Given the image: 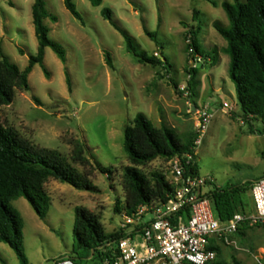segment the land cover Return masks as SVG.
<instances>
[{
    "label": "rangeland",
    "instance_id": "374dc122",
    "mask_svg": "<svg viewBox=\"0 0 264 264\" xmlns=\"http://www.w3.org/2000/svg\"><path fill=\"white\" fill-rule=\"evenodd\" d=\"M33 2L0 0V57H7L21 70L38 50ZM73 2L84 23L67 10L63 0H44L47 11L56 18L45 20L49 36L64 48L66 62L47 48L44 65L49 76L35 65L29 75L30 90H16L13 102L1 110L4 125L36 147L57 150L72 163V143L80 141L86 145L90 161L85 167L73 166L90 176L93 190L48 181L51 205L46 222L40 221L25 198L11 203L24 220L29 264H56L66 252L69 257H81L78 251H72L74 245L77 248L73 239L77 207L99 215L107 233L122 228V173L130 165L123 149L125 128L138 113L145 114L157 127L165 125L177 134L197 137L192 107L208 105L213 119L196 152L198 174L213 179L206 191L264 177V122L253 121L255 132L249 133L229 76L230 59L222 51L227 43L214 27L216 22L228 24L222 4L233 0H103L98 7L90 0ZM104 8L111 10L113 21L133 38L139 53L168 60L169 73L141 63L129 53L123 36L103 18ZM194 10L199 12L196 18ZM197 27L201 28L197 36L200 53L213 55L217 51L219 59L213 62L201 56V62L195 65L192 103L181 88L190 80L188 70L196 63L194 59L200 57H192L186 49L190 43L186 34ZM146 31L156 33L157 41ZM108 52L112 67L107 63ZM141 170L148 178L153 172H163L172 181L170 163L164 160L151 162ZM249 201L255 212L253 196ZM116 203L121 212L116 211ZM151 218L148 214L145 220ZM220 249L218 260L226 264H264V227L250 224L247 239L235 233L221 240ZM0 256L6 264H21L7 244L0 245ZM87 262L78 260L79 264Z\"/></svg>",
    "mask_w": 264,
    "mask_h": 264
},
{
    "label": "trees",
    "instance_id": "16d2710c",
    "mask_svg": "<svg viewBox=\"0 0 264 264\" xmlns=\"http://www.w3.org/2000/svg\"><path fill=\"white\" fill-rule=\"evenodd\" d=\"M67 10L78 20L84 23L73 0H63ZM93 6H101L103 0H90ZM228 24L226 26L216 22L217 32L223 37L227 45L222 51L229 56V76L235 85L236 97L242 110V119L250 126L249 133H253V121L264 122V0H233L222 4ZM103 18L123 36L127 50L136 56L141 63H149L161 67L167 73L170 71L168 60L158 56L147 57L138 52L133 38L116 22L108 8L101 11ZM199 12L194 10L196 18ZM32 17L35 35L38 40V50L30 56L28 66L21 70L7 57H0V244H7L15 252L21 264H29L24 246V223L21 214L12 206V202L25 198L36 214L44 220L49 212L51 197L46 189L49 180L69 184L76 189L93 190L94 185L90 176L79 172L73 164L85 167L90 163L86 155V145L83 142H73L70 163L59 151L49 148H39L20 137L13 128H8L2 121V107L10 105L15 97L16 90H30L29 75L35 65H40L46 76L49 72L44 65L46 49L50 48L62 62H66L64 48L49 36L50 29L45 20L51 16L45 7L44 0H34ZM200 27L191 29L186 38L190 43L186 49L191 56L200 55L218 61V52L213 55L201 54L197 44ZM147 35L157 41V34L146 31ZM107 63L113 66L109 52L106 53ZM190 80L188 90L189 100L195 103L197 71L194 66L188 70ZM67 83L71 89V79L68 75ZM175 86H177L175 84ZM38 105L42 102L34 97ZM196 137L191 134H177L174 130L163 125L157 127L143 113H138L133 122L125 128L123 149L130 165L124 167L122 173V188L125 195L123 211L132 215L139 206L150 205L153 202L168 204L174 194V185L163 172H153L151 177L143 173L141 167L156 160L171 161L179 157L184 163L186 156L194 151ZM98 169L104 171L100 165ZM189 172L198 174L197 164L188 167ZM255 182H246L228 188L214 187L205 193L212 205L216 219L225 224L236 213L251 215L247 212V198L252 193ZM117 212H121L118 203ZM186 221L190 213L184 209L178 213ZM177 215V216H178ZM264 227V223L258 224ZM149 224L135 226L132 232L121 228L113 233H107L99 215L82 207L75 209L73 235L75 246L73 252L83 251L86 256L70 257L75 264L78 260L88 261L86 264H118L120 262L119 242L122 238H136L143 234ZM250 229V222L241 225L237 233L244 235V229ZM224 239V238H222ZM221 239V240H222ZM210 249L216 251L217 257L211 264H226L219 261L221 252L216 239L210 240ZM91 257L90 259H87ZM0 261L6 264L0 256ZM58 263V262H57Z\"/></svg>",
    "mask_w": 264,
    "mask_h": 264
},
{
    "label": "built area",
    "instance_id": "2783aa9c",
    "mask_svg": "<svg viewBox=\"0 0 264 264\" xmlns=\"http://www.w3.org/2000/svg\"><path fill=\"white\" fill-rule=\"evenodd\" d=\"M194 61L195 67L201 62V56ZM185 85L181 91L189 98L188 84ZM194 114L197 137L193 153L186 156L184 163L179 157L169 161L173 175L170 182L175 188L172 200L166 205L157 202L141 205L132 215H123L122 228L141 224H149L150 227L140 235L141 241L131 237L120 240L118 264H211L217 257L216 251L209 248L212 237L227 238L247 222L252 225L264 223V177L258 179L252 188L253 214L236 213L225 224L216 219L211 202L205 197L206 188L212 185L213 179L188 170L191 164L196 163L197 148L208 130L213 113L208 105H204L196 107ZM184 209L190 213L186 221L178 215ZM148 214L153 218L144 223ZM58 264L75 263L70 258H63Z\"/></svg>",
    "mask_w": 264,
    "mask_h": 264
},
{
    "label": "crops",
    "instance_id": "0c3cea01",
    "mask_svg": "<svg viewBox=\"0 0 264 264\" xmlns=\"http://www.w3.org/2000/svg\"><path fill=\"white\" fill-rule=\"evenodd\" d=\"M253 182H256V180L255 181H253ZM250 198H252V193H249V195H248V198H247V207H246V211L247 212H254L253 210H254V206L253 205H251L250 204ZM37 215V214H36ZM28 216L33 220V221H35L36 222V218H34L35 216H34V214H32V213H28ZM39 217V216H38ZM40 219V221H47V216H46V218L44 219V220H42L41 218H39ZM38 221V220H37ZM145 221H147V220H145ZM144 222V221H143ZM23 223H24V220H23ZM145 223V222H144ZM74 226V225H73ZM51 227V226H50ZM52 229H53V227H51ZM135 229V226H130V227H128L127 228V232L129 233V232H132L133 230ZM250 230V229H249ZM23 231H24V246H25V227H23ZM244 235H245V239H247V228H245L244 229ZM230 236H233V234H231ZM137 238V240L138 241H141L142 240V238H141V236L139 235L138 237H136ZM216 239L217 240V243L220 245V242H221V239L220 238H218L217 236H215V237H212V239ZM73 239H74V235H73ZM246 241V240H245ZM234 241L232 240V243H233ZM74 243H75V239H74ZM1 245V244H0ZM247 246V245H246ZM74 248H75V245L73 246V250L72 251H74ZM69 252L67 253L66 252V254L65 255H63V256H61V258H60V260L61 259H63V258H70L69 256ZM79 255L81 256V257H85L86 256V254L83 252V251H79ZM91 257H89V258H87V259H90ZM57 262H59V261H57ZM56 262V264H58Z\"/></svg>",
    "mask_w": 264,
    "mask_h": 264
},
{
    "label": "water",
    "instance_id": "95a60500",
    "mask_svg": "<svg viewBox=\"0 0 264 264\" xmlns=\"http://www.w3.org/2000/svg\"><path fill=\"white\" fill-rule=\"evenodd\" d=\"M193 113H195V106L192 107Z\"/></svg>",
    "mask_w": 264,
    "mask_h": 264
}]
</instances>
